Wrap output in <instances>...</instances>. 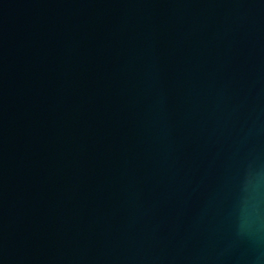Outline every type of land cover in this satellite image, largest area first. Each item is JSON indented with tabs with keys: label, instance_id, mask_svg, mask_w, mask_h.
I'll return each mask as SVG.
<instances>
[{
	"label": "water",
	"instance_id": "water-1",
	"mask_svg": "<svg viewBox=\"0 0 264 264\" xmlns=\"http://www.w3.org/2000/svg\"><path fill=\"white\" fill-rule=\"evenodd\" d=\"M0 264H264V0H0Z\"/></svg>",
	"mask_w": 264,
	"mask_h": 264
}]
</instances>
